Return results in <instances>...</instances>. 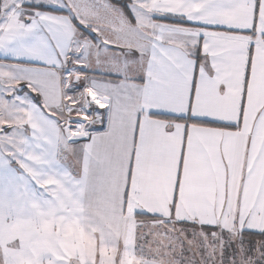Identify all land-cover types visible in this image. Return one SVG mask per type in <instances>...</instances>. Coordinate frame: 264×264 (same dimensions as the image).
Segmentation results:
<instances>
[{"label":"snow or ice","instance_id":"obj_1","mask_svg":"<svg viewBox=\"0 0 264 264\" xmlns=\"http://www.w3.org/2000/svg\"><path fill=\"white\" fill-rule=\"evenodd\" d=\"M0 264H264V0H0Z\"/></svg>","mask_w":264,"mask_h":264}]
</instances>
